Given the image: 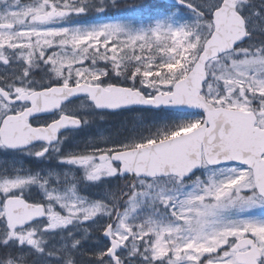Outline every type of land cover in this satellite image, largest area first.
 I'll list each match as a JSON object with an SVG mask.
<instances>
[{
    "label": "snow or ice",
    "instance_id": "obj_1",
    "mask_svg": "<svg viewBox=\"0 0 264 264\" xmlns=\"http://www.w3.org/2000/svg\"><path fill=\"white\" fill-rule=\"evenodd\" d=\"M0 264H264V0H0Z\"/></svg>",
    "mask_w": 264,
    "mask_h": 264
},
{
    "label": "flooded vegetation",
    "instance_id": "obj_2",
    "mask_svg": "<svg viewBox=\"0 0 264 264\" xmlns=\"http://www.w3.org/2000/svg\"><path fill=\"white\" fill-rule=\"evenodd\" d=\"M130 113H122L115 116H110L107 118V122L104 124V127L115 133L118 130H122V126L127 123L130 116ZM123 183V181H121Z\"/></svg>",
    "mask_w": 264,
    "mask_h": 264
},
{
    "label": "rangeland",
    "instance_id": "obj_3",
    "mask_svg": "<svg viewBox=\"0 0 264 264\" xmlns=\"http://www.w3.org/2000/svg\"><path fill=\"white\" fill-rule=\"evenodd\" d=\"M124 4H131V3H141V2H149V0H121Z\"/></svg>",
    "mask_w": 264,
    "mask_h": 264
},
{
    "label": "trees",
    "instance_id": "obj_4",
    "mask_svg": "<svg viewBox=\"0 0 264 264\" xmlns=\"http://www.w3.org/2000/svg\"><path fill=\"white\" fill-rule=\"evenodd\" d=\"M153 2H154V1H152V2H151V1H149L148 3H153Z\"/></svg>",
    "mask_w": 264,
    "mask_h": 264
}]
</instances>
